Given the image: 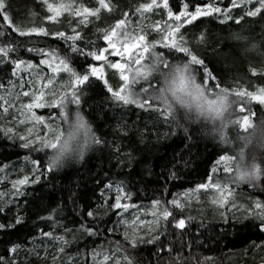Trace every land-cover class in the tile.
<instances>
[{"label": "trees", "instance_id": "1", "mask_svg": "<svg viewBox=\"0 0 264 264\" xmlns=\"http://www.w3.org/2000/svg\"><path fill=\"white\" fill-rule=\"evenodd\" d=\"M7 2L14 24L25 28L43 27L49 35L20 37L0 17V25H3L0 31L7 34L0 36V45L6 41L15 42L18 47L14 55L37 65L35 73L42 69L47 73V68L39 63L41 59L48 60L52 67L57 68L60 59L67 57L71 67L80 73L88 71L90 65L104 67L105 78L113 87L121 83L116 70H109L106 64L90 56L73 53L70 47L72 41L52 33L63 31L66 35H74L69 27L73 23L76 31L81 34V39L75 42L76 46L85 52L95 51L107 47L101 30L114 26L125 12L129 13L130 29L139 25L150 31L154 21L167 18L166 13L159 9L145 13L144 17L136 13L139 4L150 0H106L112 5L111 12L102 9L99 19L89 17L83 22L82 17L67 11L56 21L48 20L47 16L52 14L47 11L43 0ZM58 2L49 0V3ZM180 2L169 0L174 12L179 10ZM209 2H215L221 9H227L230 5V0H190L189 10L194 11V5ZM74 3L86 7L99 6L97 0H74ZM244 11V8L232 9L231 13H226L231 19H225L219 14L198 17L191 24L185 25V34L193 41L201 32L206 34L207 43L201 46L193 44V47L217 75L221 86L240 85L248 91H257L259 87H264V76H253L251 69L256 68L258 72L264 70V14L257 17L244 16L237 24L236 18L243 16ZM234 34H238L241 39H234ZM153 37L158 38L155 32L149 39ZM27 48H43L51 55L29 53ZM157 50L163 49L158 47ZM106 55L109 61L124 62L117 56L109 53ZM11 69L10 64H0V83L4 84V88H0V95L6 98L5 89L11 90L9 80L17 84L12 90L14 94L21 91L19 80L12 76ZM22 75L25 81L31 79L28 72ZM60 76L66 77V74L60 71ZM152 83L156 81L152 80ZM143 86L147 85L142 81L134 87L138 90ZM80 87L83 89L81 114L93 132L107 143L87 149L82 161H73L58 171L46 173L39 182L23 186L21 190L25 195L22 196L13 195L12 181L22 179L25 175L31 178V161L39 159L46 165L45 152L51 154L52 150L37 152L32 148L21 147L25 141L19 139L21 133L11 120L17 114V109L26 103V97L21 96L16 107L10 108L8 114L0 107V129L11 127L14 130L10 134L11 138L0 130V169H3L0 171V193L6 194L0 198V208L3 209L0 211V224L6 226L0 229V257H5L4 264H104V255L120 259V253L125 249L127 255L134 258L135 264H264V231L259 227L261 221L255 215H249L248 211L254 209L256 201L264 203V173L254 184L228 183L223 192L226 198L223 207L209 202L210 198L221 197L219 191L210 188L204 189L206 193H197V185L207 183L209 176L213 177L214 182L219 180L223 185L233 175L223 171L224 163L216 164L221 155H236L244 149V165L264 157V137L261 135L264 132V105L244 98L241 101L246 106L244 113H239L237 105V115L233 119L249 115L250 109L254 113L250 115L253 126L244 132L238 125H230L227 135L233 146H229L212 134H202L204 130L210 132L213 127L210 118L200 117L199 122L189 125V138L186 139L182 129H170L168 125L153 128V120L147 111L134 104L122 106L114 101L103 81L96 77L90 76L89 82ZM24 90H29L28 85H25ZM2 104L3 101H0ZM32 111L36 116H44L45 123L51 124V127L59 125L60 130L67 133L66 122L57 118L59 121L53 123L48 119L50 115H58V108H35ZM68 111L69 122H72L75 120L76 106L69 105ZM118 122L127 126V135L117 131ZM36 124L40 132L35 137L50 136L48 128L41 123ZM165 132L175 134L165 137ZM242 136L250 143L246 145ZM113 142L121 146L120 154L113 149ZM126 154H131L134 159L129 161ZM259 163L264 169V160ZM214 167L217 169L215 173L212 171ZM173 172L175 177L172 176ZM120 181L133 194L130 201L124 202L136 205L122 212V215L107 205L100 207L104 202V197L100 195L103 186ZM212 191L216 193L211 196ZM115 194V190L106 193L108 204L114 202ZM173 199L180 200L186 207L182 211L175 209L171 204ZM153 200H160L161 205L153 208ZM164 207L173 211L176 218L186 219L185 229L175 228L171 217L167 225L161 220L158 227L156 221L149 227L131 224L134 212H159ZM53 210H57L54 219H46ZM89 210L97 212L95 219L87 217ZM189 217L191 219H187ZM17 218H20L21 223H15ZM122 218L128 222L127 225L120 223ZM10 224L14 226L7 227ZM82 224L96 229L98 234L89 236L81 228ZM42 231L64 236L69 241L64 245L65 251L59 253L57 249L60 245L42 236ZM133 231L143 237L135 249L125 241V233L131 235ZM155 235H159L160 240L147 243ZM16 244L20 248L16 253H10L8 250Z\"/></svg>", "mask_w": 264, "mask_h": 264}, {"label": "snow or ice", "instance_id": "2", "mask_svg": "<svg viewBox=\"0 0 264 264\" xmlns=\"http://www.w3.org/2000/svg\"><path fill=\"white\" fill-rule=\"evenodd\" d=\"M46 5L47 11L52 15L47 16L50 21H56L63 12H70L76 17H82L81 22L87 21L89 17H96L99 19L101 10H107L111 12L113 10L110 2L106 0H97L98 7H86L83 4L76 5L74 0H59L58 3H49V0H43ZM251 6V7H249ZM7 0H0V17L6 22L8 28L17 33L18 36H31L33 34L37 36H48L49 32L43 27H29L25 28L23 25L14 24L10 13L8 11ZM194 11H190V0H181L180 8L178 11H173V8L169 4V0H150L148 3H141L135 9L136 13H139L141 17H144L145 13H152L159 9L166 13V19L156 20L151 25V30L146 31L144 27L137 26V28L130 29V21L128 19L129 13H123V18L116 21L115 25L110 28L102 29L103 40L106 42L107 47L96 49L95 51L85 52L76 46V41L81 39V34L72 29L74 35H66L63 31H57L52 33L56 37H61L66 40L72 41L71 51L73 53H79L80 55L90 56L95 61H100L106 64L108 68L116 70L119 75L121 83L113 87L109 84L107 78L104 75V67H97L90 65L88 71L84 73L77 72L71 67L70 59L65 57L60 59L59 67L53 68L54 72L63 70L69 74V80L65 85H62V91L57 93L54 89H50V94L53 99L46 100L47 93L45 89H49V86L53 84V79H47L39 89L33 91L36 83L43 79L39 72L35 75L37 80L29 79L25 81L22 73L28 72L32 75L31 70H35L37 65L33 64L30 60L20 58L18 55H14L17 52L18 45L15 42H4L0 45V64L12 65L11 74L19 80V88L21 91L15 93L12 91L17 87L12 80L8 83L11 85L10 89H5L7 98L0 95V101L3 104V112L9 113L10 108L16 107V102L22 97L30 98V102L22 104L17 111H20L23 115L24 112L30 114L31 119L37 123H41L45 128L49 129L51 136H45L41 138L37 136L35 139L28 140L25 136L21 135L20 140L25 141L21 147L32 148L34 151L41 152L47 149H51V154L45 152L47 157L46 165L39 159H33L31 161L33 165L31 178L28 175L23 176L22 179L12 181L13 195L22 196L25 193L21 190L23 186L29 183H37L41 177L46 173L50 174L54 171L65 167L73 161H82L85 156V152L92 146H103L107 143L100 136H97L90 125L85 121L84 116L81 114L80 105L83 98V89L81 85L86 84L90 80V76L96 77L103 81L107 87V91L111 93V97L114 101L122 106H128L131 104L136 105L138 108L147 111L153 120L152 127L156 128L158 125H168L169 128L182 129L188 139L189 125L199 122L200 117H208L213 122V127L210 132L204 130L202 134H212L214 137H218L219 141L223 144H229V137L227 135V129L230 125H238L244 132L253 124L250 120L251 113L249 109V115H243L242 118L233 119V116L237 115L236 107L239 104V113L245 112V104L241 103L244 98H248L252 101H257L259 104L264 105V87H259L257 91H248L242 86L236 87L221 86L218 81L217 75L210 69L205 62V59L201 57L196 46H201L207 43V36L204 32H201L194 41L189 40L186 36L187 29L185 25L191 24L198 17L209 16L212 14H219L224 16L225 19H231L230 15L232 9L244 8V15L236 18L237 24L244 18L257 17L264 14V0H230V5L227 9H221L215 2H209L205 5H194ZM223 22V21H222ZM3 27V25H0ZM183 30V31H182ZM155 32L158 38L153 37L152 33ZM7 34L0 31V36H6ZM234 39H241L238 34H234ZM167 50L158 51L157 48ZM255 47V46H253ZM111 50V51H110ZM27 52H36L42 56H49L51 53L46 52L43 48H27ZM113 56L121 57L124 62L116 61L112 62L108 60L109 53ZM179 54V55H178ZM40 64H49L48 60L41 59ZM133 65L135 67H133ZM252 75L264 76V70L258 72L256 68L251 69ZM155 80L156 83H152ZM144 82L147 86L139 87L138 90L134 86H138L141 82ZM212 81H217L212 84ZM25 85L29 86V90H24ZM0 88H4V84L0 83ZM7 105V106H4ZM69 105H75V120L72 125V129L65 135L64 131L60 130V126L56 125L54 128L50 124L45 123L44 116H36L32 110L35 108H58L59 112L57 116H49V120L53 123L57 118L64 122H68L70 119V113L68 111ZM152 114H155L154 116ZM20 124H24L25 120L20 119ZM147 128V125H145ZM84 130L87 139L82 144H77L76 147L70 148L69 142L76 137V134L81 130ZM6 136H10L13 133V128L6 127L0 129ZM118 132H122L127 135V126L122 122H118ZM31 133V129H29ZM174 135V132H165L164 136ZM159 135V133H158ZM11 138V136H10ZM245 140V144L250 143L245 137H241ZM113 149L117 154L122 152V148L119 144L113 142ZM127 159L131 161L134 157L131 154H126ZM245 160L244 149H241L236 155H221L216 161L217 165L221 163L225 164L223 171L225 173H233L231 177L222 185L219 180L213 181V177L209 176L207 183H201L197 185V189H215L221 193L219 199H214L213 204H218L223 207L226 203V198L223 197V192L227 189L228 183L239 184L238 179H234V174L239 178L245 176L254 177L256 181L264 173V169L260 164H252L250 170L242 162ZM234 165V167H233ZM3 171V169H0ZM213 173L217 171L214 167ZM175 177V173H172ZM254 184V183H251ZM115 190L114 202L108 204L109 197L106 196L107 192ZM5 193H0V198L5 196ZM104 197L103 204L100 205L103 208L107 205L112 210L116 211L118 215H122V212H126L130 207H136L134 204L124 202L132 199V192L127 190L123 181L118 183L109 182L103 186L100 193ZM171 204L175 209L181 211L186 207L178 199H173ZM153 208L161 205L160 200L152 201ZM0 211H3L0 208ZM249 215H255L260 219V230L264 231V203L256 201L254 203V209H249ZM57 214V210H53L52 213L46 218L48 220L54 219ZM87 217L93 219L96 218L97 212L89 210L86 213ZM152 215L156 217V225L159 226V222L162 220L165 225L169 222L171 217L174 221L173 226L177 229H185L186 219L176 218L173 211L167 207L162 208L159 212L153 211ZM137 217L131 224L135 225ZM187 219H191L190 217ZM16 224L21 223L20 218L15 221ZM122 224H128L123 218L120 220ZM14 225H7V227H13ZM6 226L0 224V229H4ZM83 231L89 236L98 234L97 230L91 226L81 225ZM66 231H70L67 230ZM42 236L48 237L51 240H55L60 246L57 251L63 253L65 251L64 245H67V241L64 236H56L53 232H43ZM160 240L159 235H155L147 240V243L152 244ZM125 241L132 248L135 249L137 245L143 241V237L139 236L135 231L129 235L125 233ZM20 245H13L8 251L10 253H16ZM120 252V249H117ZM171 251V249H169ZM94 255H98L94 253ZM121 258L117 259L110 255H104V264H135L134 258L127 255V250H123L120 253ZM55 259V257H53ZM5 257H0V264H4Z\"/></svg>", "mask_w": 264, "mask_h": 264}, {"label": "rangeland", "instance_id": "3", "mask_svg": "<svg viewBox=\"0 0 264 264\" xmlns=\"http://www.w3.org/2000/svg\"><path fill=\"white\" fill-rule=\"evenodd\" d=\"M68 24H69V22H68ZM74 26L75 25L73 23H71L69 27L71 29H73ZM110 51H109V54H110ZM117 57H119V56H117ZM119 58H121V57H119ZM43 66L45 68H47V73H45V71L43 69L41 71H39L40 76L43 77V79L39 80V83H36L35 88L32 89V90L35 91L36 89H39L44 83L47 82V79H53V84L49 86V89H45V92L47 93L45 99L46 100H51V99H53V96L50 94L49 90L50 89H54L57 93L62 91L63 90L62 89V85H65L68 82L69 74L64 72L63 70H61V71H63L66 74V77H61L60 76V71L59 72H54L53 71V68H55V67H49L47 64H43ZM133 67H135V66L133 65ZM108 69L112 70L111 68H108ZM31 71L33 72V74L29 78H31L32 80H37L38 78L35 79V70H31ZM29 102H30V98L26 97V103H29ZM16 112H17V114L12 116V120L11 121L13 123H15L16 127L18 128V131L21 133V135L25 136L26 139H28V140L35 139L36 138L35 134H38L40 132V130H39L40 128H38L36 122L31 119L30 114H28L27 112H24L23 115L21 114L20 111H16ZM20 119H24L25 123L24 124H20L19 123ZM55 121H59V120H55ZM73 123H74V121H72V122L68 121V122L65 123V127L68 128L67 132L72 129ZM29 129H31V133H29ZM48 133L51 136V133L50 132H48ZM65 135H67V133ZM85 139H86V136H85L84 130L81 129L76 134V137L69 142L70 148L76 147L77 144H82L85 141ZM229 146H233V142L230 141ZM197 190H198L197 191L198 194H201V191H204L206 193V191L204 189H197ZM215 193H216V191L215 192L212 191L211 192V196L213 194H215ZM214 199H218V198L214 197L212 200L210 198L209 202L212 204V201ZM190 201H192V200H190ZM214 205H216V204H214ZM152 212H153V210L138 211V212H134L131 216L133 217V220L136 219L137 217H139V219L136 221L137 225L141 224V225H144L145 227H146V225H148L147 227H149L150 225H153L155 223V221H156V217H154L152 215Z\"/></svg>", "mask_w": 264, "mask_h": 264}, {"label": "clouds", "instance_id": "4", "mask_svg": "<svg viewBox=\"0 0 264 264\" xmlns=\"http://www.w3.org/2000/svg\"><path fill=\"white\" fill-rule=\"evenodd\" d=\"M261 135L262 137H264V132H262ZM262 160H264V157L257 158L256 160H254L253 162L245 166H247L248 169L250 170V166L252 164H260L259 162ZM234 179H238L239 183H255L256 182V179L254 177L245 176L241 179L238 176H236V174H234Z\"/></svg>", "mask_w": 264, "mask_h": 264}]
</instances>
